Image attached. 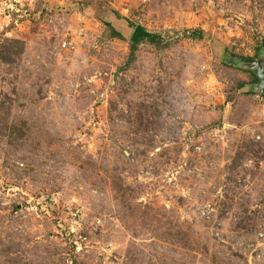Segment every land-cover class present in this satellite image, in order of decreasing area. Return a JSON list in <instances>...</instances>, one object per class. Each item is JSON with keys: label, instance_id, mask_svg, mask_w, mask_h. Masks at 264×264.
I'll return each mask as SVG.
<instances>
[{"label": "rangeland", "instance_id": "1", "mask_svg": "<svg viewBox=\"0 0 264 264\" xmlns=\"http://www.w3.org/2000/svg\"><path fill=\"white\" fill-rule=\"evenodd\" d=\"M252 62L264 0H0V264H264Z\"/></svg>", "mask_w": 264, "mask_h": 264}, {"label": "trees", "instance_id": "2", "mask_svg": "<svg viewBox=\"0 0 264 264\" xmlns=\"http://www.w3.org/2000/svg\"><path fill=\"white\" fill-rule=\"evenodd\" d=\"M106 25H107V27H109L111 29L113 37L122 38L121 34H119L116 30H114L112 28L111 24H106ZM134 27H135V30L130 37L131 50H132L131 57L132 58H134L135 52L137 51V48L141 43L148 41L153 45H157V44H160L162 42L160 36L149 33L142 26H134ZM22 50H24V49H22Z\"/></svg>", "mask_w": 264, "mask_h": 264}, {"label": "water", "instance_id": "3", "mask_svg": "<svg viewBox=\"0 0 264 264\" xmlns=\"http://www.w3.org/2000/svg\"><path fill=\"white\" fill-rule=\"evenodd\" d=\"M251 65H255L254 71L261 80V87L264 88V66L262 67L260 62H252Z\"/></svg>", "mask_w": 264, "mask_h": 264}]
</instances>
